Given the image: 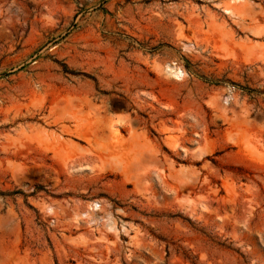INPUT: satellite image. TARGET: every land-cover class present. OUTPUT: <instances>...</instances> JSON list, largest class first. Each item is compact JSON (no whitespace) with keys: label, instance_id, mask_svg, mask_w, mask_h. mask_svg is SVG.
Listing matches in <instances>:
<instances>
[{"label":"rangeland","instance_id":"374dc122","mask_svg":"<svg viewBox=\"0 0 264 264\" xmlns=\"http://www.w3.org/2000/svg\"><path fill=\"white\" fill-rule=\"evenodd\" d=\"M192 261L264 264V0H0V264Z\"/></svg>","mask_w":264,"mask_h":264},{"label":"trees","instance_id":"16d2710c","mask_svg":"<svg viewBox=\"0 0 264 264\" xmlns=\"http://www.w3.org/2000/svg\"><path fill=\"white\" fill-rule=\"evenodd\" d=\"M62 68L67 72L68 71V69L64 66V65H62ZM69 72V71H68ZM187 258H189V257H187ZM193 262V264H195V262L194 261H192Z\"/></svg>","mask_w":264,"mask_h":264}]
</instances>
